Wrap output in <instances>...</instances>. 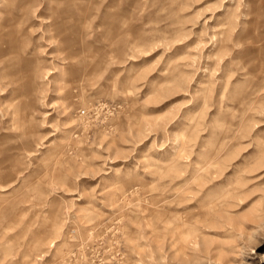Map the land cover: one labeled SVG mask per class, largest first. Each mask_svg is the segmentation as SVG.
<instances>
[{
	"label": "rangeland",
	"instance_id": "374dc122",
	"mask_svg": "<svg viewBox=\"0 0 264 264\" xmlns=\"http://www.w3.org/2000/svg\"><path fill=\"white\" fill-rule=\"evenodd\" d=\"M79 1L0 0V264H264V0Z\"/></svg>",
	"mask_w": 264,
	"mask_h": 264
},
{
	"label": "bare ground",
	"instance_id": "6f19581e",
	"mask_svg": "<svg viewBox=\"0 0 264 264\" xmlns=\"http://www.w3.org/2000/svg\"><path fill=\"white\" fill-rule=\"evenodd\" d=\"M5 1L12 7L16 4H20L22 9L21 17H28L27 6L30 4L31 0ZM52 4V12L48 14V17L52 20L49 26L51 30L54 31V39L60 42L59 50L64 55L63 59L68 62L69 65L72 63L73 65L93 66L96 59V49H92L88 42H85L83 45L81 40V35L84 32L82 29L87 27L85 19L80 16L84 7L83 4L79 0H52ZM14 9L13 7V9L9 11L10 16L15 12ZM38 16L45 19L47 16L45 9L40 10ZM8 20L9 18H6L5 23L7 24L4 23V28L2 27L0 31V45L2 46H12L17 43V38H15V36H17L19 30L11 29L10 26L15 25V23L7 22ZM81 58H84L83 61H81Z\"/></svg>",
	"mask_w": 264,
	"mask_h": 264
}]
</instances>
